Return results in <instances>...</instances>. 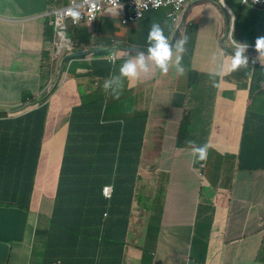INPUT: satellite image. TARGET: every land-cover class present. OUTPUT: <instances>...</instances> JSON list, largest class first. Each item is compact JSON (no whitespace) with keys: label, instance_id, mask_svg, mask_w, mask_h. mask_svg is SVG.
I'll return each instance as SVG.
<instances>
[{"label":"crops","instance_id":"0c3cea01","mask_svg":"<svg viewBox=\"0 0 264 264\" xmlns=\"http://www.w3.org/2000/svg\"><path fill=\"white\" fill-rule=\"evenodd\" d=\"M66 3L68 0H0V108L16 106L21 98L32 95L35 105L44 106L46 121L48 117L44 131L39 129L38 138L33 144L30 141L31 147L26 151L29 156L22 158L30 171L35 149L44 141L35 178L24 171L19 176L20 187L17 182L6 186L11 191L23 189L19 197L26 200L30 197L29 185L35 182L29 211L0 205V264H189L187 251L192 234H201L211 244L215 242L213 238L226 237L223 254L218 256L219 264H264V206L255 210L254 200L242 198L264 193L263 173L225 178L228 170L231 175L238 171L236 155L241 146L244 118L255 108L261 115L253 119L261 120L264 105L260 103L264 100H252L250 72L229 75L231 71L225 65L224 74H219L225 56L219 48L223 32H206V26L198 32L195 47L187 49L182 57L185 75L153 81H124L126 96L131 98L137 112L134 117L118 121L122 131L126 130L124 144L130 155L140 151L138 144L127 147L131 140L138 139L128 129L133 119L138 120L144 114L141 102L149 100L151 109L160 114L148 124L151 132L145 133V137L142 135L144 142L135 183L129 178H119L116 186L110 183L112 169L108 167L98 169L87 178L79 176L84 166L96 158L106 166L110 164V157L115 159L114 154L91 153L93 145L84 137L91 132L90 122L101 113V105L89 106L94 117L74 115L75 109L88 105L84 104L86 98L100 89L101 83L104 86L106 71L95 72V76L104 79L98 81L97 88L88 68L91 65L88 56L74 54L72 44L66 42L61 53L55 55L53 29L49 31L50 26L47 27L53 17H40L50 12L52 4L60 8ZM33 16L39 19L19 21ZM183 37L190 39L188 28ZM64 51L68 52L65 56ZM77 55L80 61H69ZM49 57V69L43 73ZM60 63L61 76L57 73H60ZM70 63L71 68H77L78 78L72 71L67 73ZM52 84L57 91L49 94ZM41 93L44 98L40 102ZM32 118L26 117L25 128L30 126ZM182 118L191 122L183 149H178L175 140ZM197 120H204L203 125ZM258 123L262 132L264 119ZM79 124L86 131L74 139ZM233 124L238 127L234 128ZM96 129L107 134L104 127ZM162 136H170V142H163ZM205 143L209 145L208 160L215 150L225 162L219 173L221 178H205V174L199 178L197 164L208 160L197 161L192 147ZM59 144L63 146L60 153ZM258 154L254 152L251 157ZM259 164L260 161L252 162L251 166ZM135 169L129 166L125 173ZM213 180L220 181L228 190L207 200L200 210V198L212 196L209 192L213 189ZM101 186L117 189V222H91L82 214L74 216L73 208L77 206L71 209L64 206L67 198L80 203V199L94 197ZM175 233L182 243L175 242ZM201 253L204 251L200 250Z\"/></svg>","mask_w":264,"mask_h":264},{"label":"clouds","instance_id":"9594fccd","mask_svg":"<svg viewBox=\"0 0 264 264\" xmlns=\"http://www.w3.org/2000/svg\"><path fill=\"white\" fill-rule=\"evenodd\" d=\"M232 1L234 0H185L180 6H164L161 0H68V3L60 8L52 4L50 12L40 16L42 18L53 17V19L47 23V27L50 26L53 29L55 55L61 53L65 42L67 45L70 43L72 44L74 54L88 56L87 59L89 62L91 61V64L93 62H98L95 71L104 69L107 73V80L104 86L103 83H101L100 89L95 90L91 95L92 103L86 100L84 104L87 102L92 106L101 105L100 114L103 113L99 119L96 120L97 117H95L90 122V127H92L93 124L95 130L88 134L96 136L92 140L89 139L93 145L92 150H101L106 155L114 154L115 160H113V157H110V164H107V166L103 163L85 165L83 170L79 173L80 177H90L92 174H95L98 169L103 167H108L110 170L112 169L113 172L116 169L117 163H119L123 157V150L126 147L123 133L126 130L122 131V127L115 123H119L116 121L117 119H119V121L125 119L129 112L123 114L121 118H116L113 117V110L111 107L113 103H125L127 99H131L126 96L124 81L126 83L135 80L146 81L147 79L153 81L175 75H185L182 57L187 49L195 47L194 43L196 44V42L192 41L193 34L195 33L197 35L204 26H206V32L217 33L218 30L223 32L219 40V48L225 52V56L221 64L220 75L224 74L226 65L227 71H231L229 75L247 71L251 73L252 78V70L256 66H264V37L258 38L255 46L238 43L234 40L233 29L235 25L233 20L232 23L229 22L233 16ZM238 6L241 9L249 7L252 9L264 10V0H241ZM69 11H71L72 14L69 13ZM195 13L198 15L193 18L192 16ZM160 16L163 17L161 18ZM34 19L39 18L38 16H33L19 21L27 22ZM108 21L115 24L116 31L114 34L108 33L104 35L103 29ZM69 26L71 27V34H69L68 31ZM120 26L128 28V36L123 35V37L121 35L122 30ZM74 28H80V32L86 33L92 37V41L87 40L89 44L92 45V48H77L75 42L72 41L73 38L76 37ZM186 28H188L190 32V39L183 37ZM115 36L116 38H113ZM58 38L59 41L56 43ZM99 39L105 40L104 47L101 49L96 48V42ZM108 40L110 41L109 43L107 42ZM66 54H68V52L64 51L63 56ZM97 54L100 55L97 56ZM85 58L86 57L83 59ZM49 59H51V57H49ZM75 59L81 60V58ZM60 64V73L57 71L59 76H61V73L63 75L62 63ZM88 68L92 71V78L96 79L95 86L98 88V81L104 79L95 76L92 65ZM52 86L53 84L49 88V94H54L57 91V87ZM253 88L254 87H252L251 90H253ZM102 91H104V94ZM261 91L263 90L260 89V92ZM42 94L43 93L39 95L40 100L38 101L40 102L44 98V95L41 97ZM142 97L144 98V95ZM125 98L127 99L122 102L121 99ZM45 100L47 101V99H44V101ZM145 100H147V98ZM19 102L20 103H17L16 106L9 107L13 114L25 111L26 108L32 107L34 103L25 104L22 98ZM38 104L36 105L37 107ZM141 104L144 109V114L140 117L141 131H137L133 127H131L133 129H128L131 133H136L138 139L131 140L127 147L134 148L138 144L140 151L136 156L130 159L133 161L138 160V162L140 161L144 142L142 135L145 137V133L149 134L151 132V128L148 124L152 123L154 117L160 114V112L151 109L152 106L149 104V100H147L146 103L141 102ZM133 107L134 111H136L134 105ZM0 110L5 111V108H0ZM108 110L107 120H103L104 114ZM112 120L115 122H110ZM189 121V119L184 120V118H182L179 123V130L175 140L178 149H183V144L187 139ZM59 125L61 124L59 123ZM99 126L104 127L107 134L100 133L96 129V127ZM94 132H97V134ZM86 135L84 137H86ZM161 140L168 143L170 142V136H162ZM43 143L44 141H42L41 144V152ZM208 148L209 145L207 143L199 146L193 145L192 153L194 158L197 161L208 160L210 153L208 152ZM238 157L237 160H239ZM111 162H114V165L111 164ZM241 163L242 161L240 164ZM201 164H199L197 168L199 171V178L204 174L201 170H205L204 164ZM38 165L39 158L35 176ZM238 170H240V172H234L232 175L233 178H236L237 174L249 177V174L254 172H262V177L264 178V171L261 170H241L240 166ZM28 174H31V178H35L32 171H29ZM34 183L35 182H31L29 185L30 192L34 189ZM106 189L110 190L108 195L105 193ZM101 192L102 198L106 201H110L115 197L117 189L114 190L113 186H103ZM242 198L246 201L254 200L253 209L255 210L264 206V193L256 192L249 196H243ZM193 236L194 234L190 237L188 244V263L211 264L209 261L210 255L208 254L210 245L209 240L203 237L205 240L201 241L205 245V248H202L198 244H194ZM102 238L103 237H101V240ZM206 241L208 243L207 247ZM200 250L204 251V253L200 254Z\"/></svg>","mask_w":264,"mask_h":264},{"label":"trees","instance_id":"16d2710c","mask_svg":"<svg viewBox=\"0 0 264 264\" xmlns=\"http://www.w3.org/2000/svg\"><path fill=\"white\" fill-rule=\"evenodd\" d=\"M115 24L111 21L106 22L105 28L103 29V34L106 35L108 33L114 34L115 33ZM79 49L83 48H92V45L89 44L87 40H82L80 38L74 37L73 40ZM110 42L109 40L107 41ZM105 40L99 39L96 42V48L101 49L104 47ZM100 54H97L99 56ZM92 68L95 71L98 65V62H93ZM98 71V70H97ZM95 71V72H97ZM19 77V74L16 75ZM252 78H253V90H251V97L252 100L255 102L257 101V98H260L261 100H264V66L259 65L256 66L252 70ZM260 89L263 91L260 92ZM86 100L90 103H92V96H89L86 98ZM24 103H35L36 100L34 96L30 95L28 97L23 98ZM29 101V102H28ZM32 104V107L26 108L25 111L13 114L12 111L9 109V107L5 108V111H1L0 113V205L4 207L14 206L21 208L23 210L29 211L30 209V200H31V194L30 197L26 200L19 197V191H11L6 186H10L13 183L17 182V186L20 187V182L22 178H19L22 172H28L29 167L27 164L22 163V158H26L29 156L27 154V150L31 147L30 141L32 140V144L35 142V140L39 136V129L44 131V125L48 124V120L46 121V113L44 111L43 107H37L35 104ZM90 103L88 105H81V107L75 109L74 115L76 116H82V117H94L93 112L91 111L89 106H92ZM264 105V103H260ZM125 103H113L112 110L114 112H119ZM35 106V108H34ZM133 104L132 100H129L127 103V110L129 112L128 115H126L127 118H129L131 115L134 117L137 115L136 111L132 110ZM32 109H34L32 111ZM109 110L105 112L103 120H107ZM102 114L96 115V120L99 119ZM261 115L259 109L251 108L249 112L247 113V116H245L244 121L245 125L242 128L243 130V136L240 140V155L238 159L242 161L240 164L241 170H261L264 171V130L259 131V128L261 126V123H258L259 121L263 120L264 117L256 121L253 118L255 116ZM29 116V118L33 117L30 122V126L26 127L25 120L26 117ZM39 118V119H38ZM116 121H119L117 119ZM246 121H249L246 123ZM118 124V123H115ZM132 127L136 129L137 131H141L140 126V119L135 120L133 119L131 121ZM145 126V125H144ZM85 128H81V124L77 127V132L73 134V138L77 139L83 132H85ZM193 137H198V135H193ZM129 149H124V156L122 159L117 163L116 169L112 172V178L113 180L110 182L113 185L119 186L120 180L119 178H129L130 181H134L137 176V169L139 162L138 160H132L129 161L133 156L136 155H130L131 153L128 152ZM98 152L100 154H104L101 150H92L91 153ZM254 152H258L257 156L251 157V155ZM41 153V143L36 147L35 149V157L33 158V163L30 171L34 173L37 168V162L39 155ZM31 160V158H30ZM124 161L127 163L124 164ZM260 161L259 165L251 166L252 162L258 163ZM95 163H105L103 160H100L98 158L92 160L91 164ZM111 164H114V162H111ZM129 166H133L136 169L133 172H130L129 174L125 173V169ZM72 178V177H70ZM4 181H3V180ZM7 179V180H6ZM29 185V184H27ZM134 187V185H132ZM6 188V189H5ZM103 189V186L100 187L99 190H96L95 196L90 198H83L80 199V203H74L75 199L67 198L64 199V206H67L68 209H71L73 206H77V208H73L74 216H78V214H82L84 216H87L91 219V222L96 223H103L104 224H112L117 222V210H116V204H118L119 198L117 195L110 200L106 201L101 196V190ZM6 190V191H5ZM8 190V191H7ZM5 191V196L1 197L3 195V192ZM29 213V212H28Z\"/></svg>","mask_w":264,"mask_h":264},{"label":"rangeland","instance_id":"374dc122","mask_svg":"<svg viewBox=\"0 0 264 264\" xmlns=\"http://www.w3.org/2000/svg\"><path fill=\"white\" fill-rule=\"evenodd\" d=\"M240 2H241V0L232 1L233 16L229 22L232 23V20H233L234 25H235L234 29H233L234 40L238 43H243V44L255 46L256 40L258 38L264 37V10L252 9L249 7L241 9L238 6V4H240ZM189 4H190V2H189ZM120 29L122 30L121 33L127 34L128 28L120 26ZM51 30H52V28H49V31H51ZM68 31H69V34H71V27L70 26L68 27ZM74 32H75V36L77 38L92 41V37L86 33L80 32V28H74ZM192 41L193 42L197 41V35L195 33L193 34ZM74 60L76 61V59H74ZM69 61H72V60H69ZM46 63L47 64H45V66H43V73H46L47 70L49 69V66H50L49 64L51 63V59L46 58ZM71 63L69 65H67V68L69 67L67 72L71 73V71H72L73 75L78 78L79 72L77 71V68H75V67L71 68L72 67ZM220 96H222L221 93H220ZM128 102H129V99H127L124 107L119 112L113 111V117L121 118L123 116V114L128 113V110H127V103ZM132 110L134 111V107L132 108ZM203 112L209 113V112H206L205 110H203ZM197 121L201 125H203L204 120H197ZM189 122H191V120ZM233 127L237 128L238 124H233ZM93 130H95V128H94V125L92 124L91 131L93 132ZM86 137L88 139L92 140L96 136L92 135V134H88V135H86ZM201 138H203V136H201ZM58 147H59V153H60L62 151L63 146L61 144H59ZM239 155H240V151L236 156L238 157ZM240 162L241 161L238 160L239 166H240ZM201 163H203L205 166V170L204 169L201 170V172H204L205 178H221L219 176V173L221 171V167L225 164V162L222 161V157L215 150L212 152L210 159L207 162H199L197 164V168H198V165ZM238 172H240V170H238ZM227 174H228L229 178H233V176L230 174V170L227 171L225 178H227ZM236 178H244V177L241 174H237ZM135 181H136V179H135ZM201 186H203V188L206 189L205 184H201ZM211 186L213 189L209 192V194L212 196L207 197V198H204V197L200 198L199 204H198V208L200 210L203 207V205L207 202V200L213 198V196H216L217 194L224 195L225 191L228 190L218 180L211 181ZM145 199L147 200L148 203L150 202L149 197H147ZM159 226H160V224H159ZM209 230L210 229L208 228V232H209ZM173 237L175 239V242L182 243L180 241V236H176V233L173 234ZM201 240H205L201 234L193 236L194 244L195 245L198 244L202 248H205V245L203 244V242ZM225 240H226V237L213 238L212 241H215V242H213V244L210 243L208 254L210 255L209 261L211 264H219L218 256H220V253H221V255L223 254L222 249L224 248ZM207 246H208V243L206 241V247ZM180 248L182 249V246H180ZM192 257H195V256H192Z\"/></svg>","mask_w":264,"mask_h":264},{"label":"built area","instance_id":"2783aa9c","mask_svg":"<svg viewBox=\"0 0 264 264\" xmlns=\"http://www.w3.org/2000/svg\"><path fill=\"white\" fill-rule=\"evenodd\" d=\"M161 1H162V3H163L164 6H168V5L180 6L181 4L184 3L185 0H161ZM69 13L72 14L71 11H69ZM69 13H67V14H69ZM109 192H110L109 189H106L105 190V193L107 195L109 194Z\"/></svg>","mask_w":264,"mask_h":264},{"label":"water","instance_id":"95a60500","mask_svg":"<svg viewBox=\"0 0 264 264\" xmlns=\"http://www.w3.org/2000/svg\"><path fill=\"white\" fill-rule=\"evenodd\" d=\"M78 56H79V55H77V56H74V57L76 58V57H78Z\"/></svg>","mask_w":264,"mask_h":264}]
</instances>
